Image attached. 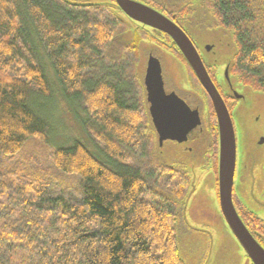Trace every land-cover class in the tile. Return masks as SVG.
<instances>
[{
	"label": "trees",
	"instance_id": "16d2710c",
	"mask_svg": "<svg viewBox=\"0 0 264 264\" xmlns=\"http://www.w3.org/2000/svg\"><path fill=\"white\" fill-rule=\"evenodd\" d=\"M109 1L0 0V160L8 164L32 141L52 148L51 74L63 100L82 108L83 129L102 145L96 153L74 140L53 150V166L76 177L79 197L60 187L59 175L0 165V264H186L174 199L187 192L173 181L186 183V176L153 160L157 137L133 104L125 60L136 42L128 46L127 17ZM203 2L233 33V72L264 92V0ZM137 156L147 160L144 167L136 166Z\"/></svg>",
	"mask_w": 264,
	"mask_h": 264
},
{
	"label": "rangeland",
	"instance_id": "374dc122",
	"mask_svg": "<svg viewBox=\"0 0 264 264\" xmlns=\"http://www.w3.org/2000/svg\"><path fill=\"white\" fill-rule=\"evenodd\" d=\"M72 2H77L81 4H91V3H108L109 0H71ZM136 1V0H134ZM156 2L160 6H168L169 9L175 11V6L179 9L183 8L186 4L192 3L194 13L189 17L192 20L196 18V21L202 20L204 24L207 26H211V29L205 30L203 32L197 31L196 35H193V39L197 43V45L205 48V46H211V53H206L205 57H208L209 65H222V70H224V61L227 59V63H230L232 57L237 54V46L232 39V34L228 30H224L223 27H217V20L212 15V13H208L206 4L207 2H203V0H179L175 4H170L165 0H151ZM178 1V0H176ZM143 3L142 1H137ZM145 4V3H143ZM147 5V4H146ZM150 6V5H148ZM208 6V5H207ZM209 7V6H208ZM153 8V7H152ZM155 9V8H154ZM177 10V9H176ZM210 10V9H209ZM158 11V10H157ZM211 12V10H210ZM204 13V14H203ZM124 14V13H123ZM163 14V13H162ZM201 14V15H200ZM206 14V15H205ZM125 15V14H124ZM164 15V14H163ZM126 16V15H125ZM166 16V15H164ZM127 17V16H126ZM167 17V16H166ZM128 18V19H127ZM123 18L126 22L124 24L125 30L122 35L126 38L128 42V46L132 44V41H140L139 46L136 45V49H130L126 52L125 60L128 63V69L130 72V79L132 81L131 85V98L134 99L133 104L138 103V110L140 113L141 110V102L139 101L141 91H140V82L138 80L139 73L143 72V56L144 53L149 51L148 45H153L154 39L147 43L148 38L138 39L136 31L138 26L136 25V21L131 20L129 17ZM145 33V32H144ZM138 41V42H139ZM142 41V42H141ZM152 42V43H151ZM125 44V46L127 45ZM159 50L164 57L165 67L170 75H174L175 79L180 83H184L183 75L186 74L185 67L181 63H175L172 58L168 56L165 52V49L162 50L160 47H157L156 50ZM157 50V51H158ZM138 52V55L134 53ZM203 53V52H202ZM204 57V53H203ZM142 64V65H141ZM131 70V71H130ZM178 74V75H177ZM52 81L54 83V94H53V102L50 106H48V113L50 114L51 121L53 122V128L55 130L53 136L51 138V147L48 148L43 146L42 143L38 141H32L31 144L21 152L20 155L15 156L14 158L8 159L9 162L3 161L2 158L0 160V165H2V169L7 166H12L14 164L20 165L23 168L28 167L31 171L40 173L42 176L50 177L59 175V171L53 166V160L51 155L53 154V150L58 146H69L73 143L74 140H80L84 144L88 146L92 151L97 153L95 141L93 137L90 136L84 129L81 124V117L83 110L78 104H68L67 101H64L61 96L60 86L56 83V80L51 74ZM141 80V79H140ZM200 81V80H199ZM188 85V83L186 82ZM185 85V83H184ZM252 88V87H251ZM256 94H253L251 103L246 104L243 103L241 107V111L238 115V122L236 126H234L235 134L237 136V163L238 164H247L251 165L250 161L257 162L255 168L259 170L264 164V148L256 146V140L260 136L262 132H264V92L255 91ZM247 94V93H245ZM248 96V94H247ZM211 98V97H210ZM212 101V99H211ZM213 104V101H212ZM140 105V106H139ZM46 106V104H45ZM136 106V105H135ZM226 106V105H225ZM214 107V104H213ZM227 108V107H226ZM228 109V108H227ZM229 112V111H228ZM214 120L216 116V121L211 125V127H215L218 129V155H219V121L218 115L214 108ZM230 113V112H229ZM231 114V113H230ZM149 124L152 127L153 131L158 135L150 114L149 108ZM199 120L200 115L198 113ZM232 118V114H231ZM201 125V120H200ZM199 125V126H200ZM198 126V127H199ZM148 138V136H147ZM151 140H149L150 142ZM167 140L162 149L159 147V135L158 141L156 138V142H153V151L155 155L153 156V160H156L157 163L161 166L165 162H172L173 159H179L182 164H185V158L183 153L179 148H176L175 144L167 143ZM163 142V143H164ZM173 142V141H171ZM177 142V141H175ZM101 144L97 145V148L101 149ZM149 153V150L147 151ZM153 153V152H152ZM163 156L165 161L161 162L158 159L160 156ZM137 162L136 166L140 165L144 167L142 162H146L147 160H143L141 157H136ZM219 162V159H218ZM141 163V164H138ZM198 165H196V168ZM218 170V168H217ZM187 173L189 169L186 168ZM195 184L192 186V183L188 185V177H186V183L181 182L179 180H173L176 188L179 186H184L185 196L180 197L177 194V198L174 200H178L181 208V217L179 218V252L181 257L184 259L186 264H250L248 258H246V254L241 249L239 244L236 242L232 233L230 232L228 226L225 223V220L222 216L220 205H219V172H217L216 180L214 179V175L211 171H203L193 170ZM243 174V169L241 170ZM246 175V174H245ZM261 175V171H260ZM60 179H57L61 182L62 185L60 187L67 188V192L73 194L75 197L80 196L79 184L75 176L63 177L61 175ZM166 177V174H165ZM247 176L245 177V180ZM58 181V182H59ZM63 182V183H62ZM66 182V183H64ZM256 182L263 183L264 177L256 179ZM67 185V186H66ZM174 186V187H175ZM160 188V192H164L166 187ZM154 192L157 190L153 189ZM172 194V193H171ZM240 194V192H239ZM259 194V193H258ZM179 195V196H178ZM240 200L243 202H250L246 197L240 194ZM175 205H177L175 203ZM187 222V224H186ZM203 224L208 227V230L201 231L199 230V226L197 224ZM190 224L197 226V228H190Z\"/></svg>",
	"mask_w": 264,
	"mask_h": 264
},
{
	"label": "flooded vegetation",
	"instance_id": "af4514ba",
	"mask_svg": "<svg viewBox=\"0 0 264 264\" xmlns=\"http://www.w3.org/2000/svg\"><path fill=\"white\" fill-rule=\"evenodd\" d=\"M136 1H141V0H136ZM191 4L192 3L186 4L184 6L185 9L182 8L175 10V13L172 14L171 16L168 15V13L165 15L170 20H172L188 36V38L195 46L197 52L199 53L200 58L202 59V62L204 63V66L211 81L213 82L216 89L220 93L226 107L228 108V111L232 114V119H234L235 113L241 110L240 106L242 105V103L249 104L251 103L252 100L251 95L247 96V94L244 95V97L241 99H236L235 97H233L234 92L236 93L240 92V90L238 89L239 86H242L243 88L251 87V86L241 82L240 78L233 72L237 54H235V56L232 57L230 63H227V59L224 61V70H222L221 62L220 64L209 65L208 57L207 56L205 57V55L206 53H211V51L207 52L205 48H202L201 46L197 45V43L193 39V35H196L197 31L203 32L205 30L211 29L212 27L204 24L202 20L198 19V21H196V18L194 20L189 18L194 13L193 6ZM205 7H207L208 13L211 14L209 10L210 7H208L207 4ZM153 8H155L156 10L159 9V7H153ZM136 25L138 26L137 28H139L136 30L138 31L136 34L138 39H143L149 36L151 38H148L145 41L149 43V41H152L154 39L155 42L151 46L148 45L149 51L144 53L142 60L144 66L143 72L142 75L140 72L138 77V80L140 82V91H141L139 101L141 102L142 105L140 110L142 119H144L145 122L149 123L150 103L148 102L145 77H146L149 59L150 57H153L157 59L161 64L165 93L167 95L174 93L177 97H179L188 105L191 111H198L201 120V125L196 129H194L188 135L187 141L182 143H178L175 141L167 142L171 144L173 143V145L175 144L176 148L180 149V151L183 153L182 155H184V158L186 160L185 164H182L179 159H173L172 162H168V163L165 162L163 164V167H166L169 170L183 172V174L187 175V177L189 178L188 185L192 183V186H194L195 184L193 170L196 169L197 170L201 169L203 171L204 170L211 171L214 175V179L216 180L217 172H219L218 129L216 128L217 125H215V127L213 126L211 127L215 113L210 95L208 94L202 83L199 81L198 77L196 76L194 70L188 63L184 54L181 52V50L178 48L176 43H174V40L168 34L158 29L146 26L139 22L136 23ZM217 27H221L218 21H217ZM230 32L232 34V39H233V33L232 31ZM138 41L136 45L140 44V41L139 42ZM157 47H160L162 50L165 49V52L168 54L170 58L173 59L175 63H181L185 67L186 74L183 75L185 85L184 83L180 84L175 79L174 75L172 76L168 73L165 67L166 62L162 54L163 52L161 53L158 49L157 51L156 50ZM202 52L204 53V57ZM134 53L138 55L137 51H135ZM235 77H237L236 82H234ZM186 82L188 83V85L186 84ZM252 90L258 91L253 89V87ZM135 105L138 106V103ZM215 121H216V116L214 122ZM260 137L262 136H259V138ZM157 141H158V135H157ZM165 143L166 142H164L163 145ZM162 146L159 145L160 149L163 148ZM162 157L163 156L161 155L158 158L160 159L159 161L161 162L165 161L164 158ZM250 164L251 165H247V164L237 165L235 180H234L233 202L238 215L242 219L248 231L264 249V227L258 226L257 224L261 222L264 225V182L263 183L256 182V179L264 177V166H262L259 170H257V168H255V164L253 165L252 163ZM196 165H198L197 168ZM186 168L189 169L188 173L186 171ZM242 169L244 172L243 174L241 173ZM260 171H261V175H260ZM246 176L247 179L245 180ZM239 192L241 195H243V197H246L250 202L241 201ZM190 225H191L190 228L195 229L197 228V226H199L198 229L201 231L208 230V227L203 224L198 223L197 226H194L192 224ZM246 258H248L250 264H253L247 255Z\"/></svg>",
	"mask_w": 264,
	"mask_h": 264
},
{
	"label": "water",
	"instance_id": "95a60500",
	"mask_svg": "<svg viewBox=\"0 0 264 264\" xmlns=\"http://www.w3.org/2000/svg\"><path fill=\"white\" fill-rule=\"evenodd\" d=\"M65 1L77 6L87 5L84 3L72 2L70 0ZM114 1L118 8L131 20L168 34L184 54L196 76L210 95L219 121L218 196L220 210L236 242L252 263L264 264V249L248 231L238 215L233 202L234 180L238 165L237 136L234 126H236L239 120L238 115L241 110L235 113L234 119L231 118L195 46L188 36L172 20L164 16L160 11L134 0ZM104 4L108 6L111 5L109 3ZM92 5L99 6L103 4H88V6ZM205 49L209 52L212 50V47L208 45ZM236 81L237 77H235L234 82ZM145 85L148 94V102L150 103V114L154 127L159 135V145H162L163 142L167 140L177 141L178 143L187 141L188 135L200 125L198 111H191L188 105L174 93L170 95L165 93L161 64L153 57H150L148 62ZM238 89L240 92H234L233 96L236 99L243 98L244 95H246L245 93H247L248 96L251 95V98L253 94H256L251 87L243 88L239 86ZM260 136L262 137L257 138L256 146L264 148V132H262ZM250 163L256 165L257 162L250 161Z\"/></svg>",
	"mask_w": 264,
	"mask_h": 264
}]
</instances>
